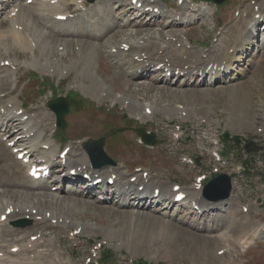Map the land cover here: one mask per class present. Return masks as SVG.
I'll return each instance as SVG.
<instances>
[{"label": "rangeland", "instance_id": "rangeland-1", "mask_svg": "<svg viewBox=\"0 0 264 264\" xmlns=\"http://www.w3.org/2000/svg\"><path fill=\"white\" fill-rule=\"evenodd\" d=\"M32 1L41 2L34 9L39 17L36 24L32 16L15 19L10 13L14 5L20 9L32 3L0 0V38L10 39V34L18 33V43L9 40L8 44L0 45V61L10 63L0 68V82L5 84L0 93V112L9 100L14 102L16 110L22 107L23 120L31 119V124L36 126L29 144L34 153L45 149L46 159L51 157L59 162L58 152L68 146L76 154L72 159L81 160V151L87 153L82 142L104 137L106 155L115 164L94 166L89 161L95 175L100 178L102 173L113 172L120 185L129 179L140 192L147 183L138 185V179L155 180L158 184L152 183L143 199L127 196L123 206L109 188L102 199L101 186L87 192L83 176L78 181L59 178L58 187L51 181H33L27 175L26 165L16 158L0 131V214L5 207L12 210L13 205L21 212L15 215L17 218L0 221V245L4 250L14 246L13 240H20L17 242L29 249L27 257L34 260L36 256L34 264L40 261L38 257L47 261L54 258L58 264H264V22L256 29L252 22L253 18H264V0H223L217 5L212 1L194 4L191 0H142L145 3L138 9L130 4L131 0H60L55 11L61 13L48 12L47 0ZM149 1L157 3L158 12L141 14ZM189 5L192 9L180 13L181 8ZM200 7L209 15L197 18L195 23ZM161 10L163 15L153 16ZM65 13L66 20H55L56 15ZM72 20V24L68 23ZM102 21L107 22L109 30L102 29ZM235 23L240 24L241 30L232 32ZM23 24L27 26L25 31ZM59 28L74 33L50 35ZM249 30L253 31L251 37L242 40ZM158 31L165 35L178 34L180 42L169 46L168 42H175L176 37L170 40L160 38L159 34L154 36ZM115 39H131L134 51L144 48L146 40H152L158 50L154 53L168 60L182 59L186 49L202 51L204 59L209 61L208 56L215 58L217 51L232 53L234 40L231 59L238 52L232 66L223 68L225 71L220 72L223 77L216 80L212 63H208L209 70L189 81L184 80L188 76L183 74L174 73L165 78L158 71L133 78L126 71L127 66L118 65L107 53L106 45ZM172 50L180 55L171 53ZM135 53H126L127 59ZM89 55L91 60L87 62ZM4 77L8 80H3ZM52 89L58 96L67 91L81 95L74 106H69L64 116L65 126L58 131H54L55 114L46 105L52 99ZM128 99L137 105L130 107ZM146 106L151 108L149 115L145 114ZM144 131L154 134L155 145L141 141ZM225 134L229 135L226 140ZM231 137L238 141L233 142ZM250 141L257 151H246ZM213 151L218 152V157L212 155ZM58 162L52 168H58ZM215 170L230 175L231 195L223 201L205 198L213 205L204 213L188 208L190 201L187 206L184 201L167 208L164 197L158 201L151 194L154 186L168 188L172 183L191 194L197 189L195 177L204 174L209 179ZM143 172L147 175L143 176ZM207 179L201 182V192ZM122 190L133 192L125 187ZM79 198L82 202L75 203ZM221 205L224 207L219 210ZM128 213H133L132 221L126 220ZM18 218L30 223L13 226L11 222ZM158 219L167 223L160 230V239L156 236ZM213 224L218 225L217 230L212 229ZM196 235L213 241V250L202 248ZM220 235L226 240L216 241L215 237ZM30 236H37L35 248V240L30 242ZM149 241L166 243L165 252L166 248L170 249L167 246L172 251L165 255ZM99 242L104 243L98 248ZM200 246L204 257L198 255ZM101 252L108 253L107 260H102ZM12 253L13 264L23 260V256Z\"/></svg>", "mask_w": 264, "mask_h": 264}, {"label": "bare ground", "instance_id": "bare-ground-1", "mask_svg": "<svg viewBox=\"0 0 264 264\" xmlns=\"http://www.w3.org/2000/svg\"><path fill=\"white\" fill-rule=\"evenodd\" d=\"M58 2V0H55V3H57ZM4 3V2H3ZM41 2H37V3H33L32 2V4H30V5H28V6H23L22 8H18V10H17V12L14 14V18L15 19H17V18H19V19H21V18H25L26 16H28V17H30V16H32L33 18H34V22L33 23H35V20L36 19H38L39 17L37 16V14L34 12V9H36L35 8V5H37V4H40ZM84 3V2H83ZM205 4V3H204ZM0 5H2V3L0 4ZM41 5V4H40ZM46 6H47V10H48V12H56L55 11V9H56V4L55 5H51L50 4V0H47V3L45 4ZM145 6H148V8L150 9L151 8V10L150 11H152L151 13H153V8H155V7H158L156 4H154L152 1H149ZM263 6V5H262ZM44 7V6H43ZM101 9V8H100ZM131 9H134L132 6H131ZM138 9V8H137ZM190 9H192V7L189 5V6H185L184 8H181L180 9V13H184V12H186V11H189ZM134 10H136V9H134ZM198 10H199V13H197L196 14V16L194 17V22L196 23L197 22V18H205L206 16H208L209 15V12H206L205 11V9H204V7H200V8H198ZM150 11H148V12H150ZM98 12V11H97ZM96 12V13H97ZM37 13H38V11H37ZM56 13H61V12H56ZM94 14V15H98V14ZM143 13H145L144 11H142V13L141 14H143ZM256 13V12H255ZM164 14V12L163 11H160L158 14H155V15H153V16H157V15H163ZM264 16V15H263ZM43 17V16H42ZM44 17H46V16H44ZM171 17H174L175 18V15H171ZM260 17H261V15H260ZM26 19V18H25ZM172 22L174 21V23H175V20L173 19V20H171ZM246 22V19H244L243 20V22ZM16 22H18V21H16ZM71 22H74V20H72V21H70V22H68V23H71ZM75 22H77V21H75ZM244 22V23H245ZM252 22H253V28L254 29H256V27L258 28V25L260 26V22L262 23V22H264V18L263 17H261L260 19H258V20H255L254 18H253V20H252ZM21 23H23V21H21ZM20 23V24H21ZM37 23V22H36ZM35 23V24H36ZM67 23V24H68ZM107 22L106 21H102V29L103 30H109L108 28L110 27L108 24H106ZM34 24V25H35ZM72 24V23H71ZM23 26H25V28L23 27V31H25L24 29H26L27 28V26H26V24H23ZM77 27V26H76ZM37 28V27H36ZM77 28H79V27H77ZM241 28V26H240V24L239 23H235V25L233 26V27H231V31L233 32V31H235V29H240ZM17 29H19V28H17ZM20 30V29H19ZM241 30V29H240ZM239 30V31H240ZM76 32H79V31H76ZM80 32H83V31H80ZM68 33H74L72 30L70 31V30H68V29H64V28H59V29H53L51 32H50V35H57V34H60V35H67ZM240 33V32H239ZM252 33H253V31L252 30H249L248 32H246V34H245V37H243L242 38V40H247L248 38H250L251 37V35H252ZM85 34H87L88 36L87 37H91V36H89V33L88 32H86ZM157 34H159V37L160 38H167V39H170V40H172V39H174V37H176V40H175V42H168L169 43V46L170 45H175V46H177V44H178V42H180V40H179V35L177 34H168V35H165V34H163V33H160L159 31L157 32V33H153V35L154 36H156ZM183 35V34H182ZM158 36V35H157ZM184 36V35H183ZM39 37V36H38ZM25 38L27 39V40H30L31 38L29 37V36H25ZM187 38V37H186ZM245 38V39H244ZM9 40H12L13 42H15V43H18V33H12V34H10V39H8L6 36H3V37H1L0 38V45L2 44L3 45V43H4V45L5 44H8L7 42L9 41ZM187 40H188V38H187ZM187 40H186V42H187ZM54 41V40H53ZM235 43H236V40H234L233 41V47L231 48L232 50V53H233V51H234V47H235ZM80 44H82V46L84 45V43H80ZM239 44H240V42H239ZM238 44V46H240L241 44H242V42H241V44L239 45ZM10 45V44H9ZM122 45H125L126 46V48H123V47H121ZM158 45V44H157ZM24 46H27V45H24ZM237 46V48H239ZM30 47V46H29ZM89 47V46H88ZM106 47H108V50H107V53H108V55L109 56H111L113 59H115V60H117L116 61V63L118 64V65H125V66H127V68H126V71L127 72H129V75L131 76V77H133V78H138V77H142L143 75L145 76L149 71H153V72H155V71H158L159 73H161V74H163L164 75V77L165 78H167V76H166V73L164 72V69H166V71H171V73H174L175 72V70H179V72H182L183 73V75H186V76H188V78L186 79L185 78V80H192L194 77H193V74H194V72L195 73H197V75H198V71H204L206 68H207V64L208 63H212V68L214 67V70L216 71L214 74H216L215 76H213V79L214 80H216L219 76H221V77H223V74H220V72L222 71V70H224V69H226V67L227 68H230L231 66H232V63H233V61H234V59L236 58V53L238 52V50H237V52L236 53H234L233 54V56H232V59H231V54L232 53H228V52H225V53H219L218 51H217V55H215V58H211V57H209L208 56V58H209V61H207V60H205L204 59V57H203V52L202 51H199V50H189V51H187L186 49L184 50V53H183V55L181 56L182 57V59H180V57H178V59L177 60H175V59H172V58H170L169 60L168 59H163V58H165V56H163V55H159V54H156V53H154L155 52V50L158 52V50L155 48L156 47V43L155 42H153L152 40H149V41H145V47L144 48H139V49H136L135 51H134V49H133V43H131V39H130V41H119V40H116L115 39V42H113V43H109V45H106ZM182 47L184 48V46L182 45ZM113 48H115V50H114V52H113ZM220 50V49H219ZM128 52H137V53H135V54H132L133 56H131V58L130 59H127V57H129V54H126V53H128ZM153 52V53H152ZM89 53V52H88ZM171 53H176V54H179V52L177 51V50H172V52ZM220 54V55H219ZM180 55V54H179ZM135 56H137V60H134V57ZM219 56V57H218ZM88 58H86V61L87 62H89L90 60H91V56L89 55V56H87ZM159 57L160 58H162V59H159ZM76 61V60H75ZM2 62L0 61V68H1V66H3L2 64H1ZM91 64V63H90ZM6 65V64H5ZM160 65V67L157 69V66H159ZM209 65V64H208ZM125 68V67H124ZM131 68H134V69H131ZM224 68V69H223ZM129 69H131V70H129ZM155 69V70H154ZM211 71V70H210ZM225 71V70H224ZM126 72V73H127ZM143 74V75H142ZM212 74V73H211ZM219 74V75H218ZM2 77H0V79H1ZM3 80H8L7 78H5L4 77V79ZM167 80H169V79H167ZM187 86L188 85H190V83H187L186 84ZM4 86H5V84L4 83H2V82H0V93H2L1 91L4 89ZM243 86V85H242ZM232 93V92H231ZM235 97H236V95H235ZM241 97V96H240ZM243 97V96H242ZM241 97V98H242ZM233 98V97H232ZM125 99H127V98H125ZM235 99H237V98H235ZM243 101V100H242ZM9 103H10V105H9ZM127 103H128V105H130V107H132V106H134L135 104H134V102L133 101H131L130 99H128L127 100ZM177 109H179L178 107H176ZM17 108L15 107V105H14V102H12V101H8V103H7V105L6 106H4V108H3V112L1 113L0 112V131H2V136L3 137H5V136H7V141L8 142H10V141H13L14 142V144H13V146H12V148L14 149V148H21L20 150H18L17 152H20V151H23V150H26L27 151V153H26V155H29V162L26 164V166H27V175H28V167L30 166V164L31 163H35V164H37V165H41V164H50V167H51V171H52V173H53V178H51V177H49V178H47L46 179V182H48V181H51V183H52V185H55L54 187H58V182L60 181V179L59 178H62L61 180L62 181H65V180H67V179H73V180H75V181H78L79 179H80V177H82L83 176V174L84 173H90L91 174V177H92V179L91 180H93V179H95V178H99V176L100 175H95V172H92V170H90V167H89V165H88V163H89V154L88 153H84L83 151H81V153H80V155H81V160H78V159H72V156L74 157V156H76V154H73L72 153V151L71 150H69L68 151V153L66 154V160H65V162L64 163H62V160L60 159V163H61V165H60V167H58V168H52L53 167V165L54 164H56L58 161H56V160H52V158L51 157H49L48 155V157L49 158H47L46 159V155L44 154L45 152H44V150L41 152V151H39V152H35L34 153V151L35 150H33V148H31V146H30V144H29V141H30V137L32 136V135H34V133L35 132H33V133H31L32 131H33V129L36 127L35 126V124L32 122V124H31V122H30V120L31 119H29V121L28 120H23V116H25L23 113L22 114H18V113H16V110ZM174 110V109H173ZM154 114V113H153ZM44 119V118H43ZM50 119V118H49ZM240 121V120H239ZM1 139V138H0ZM2 140V139H1ZM5 140V141H6ZM5 143V142H4ZM29 144V145H28ZM46 144V143H45ZM44 144V145H45ZM39 146V145H38ZM42 146H43V144H42ZM41 146V147H42ZM49 146V145H48ZM40 147V148H41ZM51 146H49L48 148H50ZM52 151V150H51ZM54 151V150H53ZM52 151V152H53ZM47 152V151H46ZM51 152V153H52ZM55 152V151H54ZM4 153V152H3ZM34 153V154H33ZM56 153V152H55ZM58 153H60V151L58 152ZM84 154V155H83ZM25 155V156H26ZM53 155V154H52ZM56 155V154H55ZM80 155H78V156H80ZM55 158V157H54ZM53 158V159H54ZM54 161H56V162H54ZM71 170H74V175H72L71 174ZM94 171H95V169H94ZM117 172V171H116ZM97 173V172H96ZM99 173V172H98ZM92 174H94V175H92ZM112 174H113V172H111V173H108V172H106V173H102V176L105 178V181H107V179L109 178V177H111L112 176ZM119 174V173H118ZM120 175V174H119ZM101 176V177H102ZM121 177V176H120ZM143 177V176H142ZM70 182V181H69ZM132 182V181H131ZM130 181H129V179L127 180V181H125V182H123L121 185L119 184V181L117 180V177L114 179V184L112 185V186H109V189H110V191H113L114 192V196H116L120 201H122L120 204L121 205H123V206H126V203L124 202V201H126V197L127 196H133V197H135L136 199H143L144 197H145V195H146V192L147 191H145L152 183H157L158 184V182L157 181H155V180H145V179H139V182L140 183H138V185H142V184H145V182L147 183L146 185H145V187H146V189L144 190V191H142V192H140V191H137V188H133L134 187V183H131ZM136 182V181H135ZM148 182H150V183H148ZM72 183V182H71ZM136 183V184H137ZM126 184H129V185H126ZM159 184H161L160 182H159ZM85 185H87V184H85ZM174 184H172V185H170L168 188H166L167 186L165 185H157V186H154L153 188H151V194H153V196H154V189L155 188H159V193L157 194V196H156V200H158L159 201V199H161V198H163L164 197V199H166V202H164V204L166 203V207L168 208V206L170 205V204H172V203H174V200H173V198L175 197V195H176V193H174L171 189H172V186H173ZM69 186H71V185H69ZM123 187H125V189L127 190V189H130V190H133V192H125L124 190H122L123 189ZM42 188V187H41ZM96 188V187H95ZM122 188V189H121ZM184 188V187H183ZM183 188H181L180 187V190L179 191H182V192H184L185 194H186V197L183 199V200H181V201H179L178 202V204H181L182 202H184V201H187V198H188V193L185 191V189H183ZM59 189V188H58ZM86 190H87V192L89 191V192H91V190H90V188H89V186L87 187L86 186ZM188 190V189H187ZM108 191V190H107ZM73 192H75V191H73ZM106 192V191H105ZM77 194V193H76ZM80 194V193H79ZM80 195H82V194H80ZM191 195V199H190V203H195L196 205H198V209H201L200 211L201 212H206L207 211V209L209 210V206H211V205H213V204H210V203H207L206 202V199H204V198H202L201 196H200V189L199 190H193L192 191V193L190 194ZM104 196H107V192L105 193V195H103V197ZM110 196V195H109ZM99 197H101V196H99ZM148 197V196H147ZM107 198V197H106ZM104 200V199H103ZM153 200V199H152ZM82 202V200L79 198L78 199V202H75V203H79V202ZM142 204H145V202L143 203L142 202ZM221 204V203H220ZM69 205V204H68ZM72 205H74V204H72ZM71 206V205H70ZM79 206V205H78ZM22 207V206H21ZM145 206H143L142 205V208H144ZM177 207V206H176ZM223 207L224 206H220V208H219V210H222L223 209ZM212 209V208H211ZM17 210V211H16ZM180 210V209H179ZM3 211V213H1V214H4V212L6 211V207L2 210ZM1 211V212H2ZM41 211V210H40ZM178 211V210H177ZM0 214V215H1ZM23 214V213H22ZM43 214V213H42ZM9 215H11L10 216V218L8 219V216ZM18 216V215H21V212H20V209L18 210V208H17V206L15 205H13V207H12V210H11V213H9L7 216H6V218H5V220H6V222L7 221H10V219H12V217L13 218H17L16 216ZM46 215V214H45ZM140 216V215H139ZM143 216H145V215H143ZM143 216L142 217H138V219L139 220H141L142 218H143ZM42 217V216H41ZM57 217H59V216H57ZM62 217H64V216H62ZM127 218H126V220L127 221H129V220H131L132 221V219H133V213H128L127 214V216H126ZM60 218V217H59ZM137 217H135V219H136ZM147 218V217H146ZM58 219V218H57ZM135 219H134V221H135ZM159 220V219H158ZM56 221V220H55ZM157 221V220H156ZM158 222V224L156 225V227H157V231H156V236L158 237V235H161L160 234V230H164V228L165 227H167L166 225H167V223H165L164 221H162V220H159V221H157ZM125 223H127L126 221H125ZM152 223V222H151ZM132 224V223H131ZM129 225H130V223H129ZM127 226H128V224H127ZM77 227H81V226H77ZM129 227V226H128ZM141 227V226H140ZM254 227V229L257 227V226H253ZM212 229H214V230H217L218 229V225H212ZM102 230V229H101ZM167 230V229H166ZM253 230V229H252ZM144 231V230H143ZM167 235V234H166ZM225 235V234H224ZM223 235V236H224ZM154 236V235H153ZM165 237V236H164ZM167 237H169V236H167ZM195 237H197V240L198 241H200V244H202L201 246H202V248H205L206 246H207V249H209V251L208 252H210L211 250H213V246H214V242L213 241H211V242H209V240H205V237L203 238V237H201V236H199V235H196ZM22 238H24V236H22L21 237V239ZM159 238V237H158ZM215 238H218V239H221V240H218V239H216V241H224V240H226V239H222V235H220V237H215ZM154 239H156L155 237L151 240V241H153L154 242ZM160 239V238H159ZM48 240V239H47ZM12 241V240H11ZM14 242L12 243L14 246H10L9 248H8V252L7 251H5L4 250V246H2V245H0V264H13V260L11 261V259H10V255H11V252H10V250L9 249H11L12 247H17L18 248V251L16 252L17 253V255H21V256H23L22 257V259L23 260H20L19 262H18V264H22V263H24V264H34V260H37L36 259V256H34L35 257V259L33 260V258H29V257H27V256H30V254H27L28 252H29V249H28V247L26 246V245H24V244H20V243H18L17 241H20V240H13ZM151 241H149V244H151V245H153V246H155V247H157V248H161L163 251H164V254L165 255H169L170 254V252L172 251V248L170 247V246H167L168 248H170V249H167L166 248V252H165V247H166V243L165 244H162L161 243V241H158L157 243H153V242H151ZM49 242V241H48ZM197 242V241H196ZM43 243H45V242H43ZM147 243V242H146ZM160 244V245H159ZM36 247V246H38V244H37V240H35L34 242H33V247ZM41 246V245H40ZM201 246L199 247V252H198V255L199 256H202V257H204L205 256V254H203L202 253V248H201ZM34 247V248H35ZM46 247H47V245H46ZM37 249H38V247H37ZM42 250L44 249V248H41ZM26 250H28V251H26ZM45 250V249H44ZM46 250H48V247L46 248ZM45 250V251H46ZM48 252V251H47ZM159 252V251H158ZM20 253V254H19ZM35 253V252H34ZM34 253L32 254V255H34ZM186 253V252H185ZM196 253V252H195ZM37 254V251H36V253H35V255ZM41 255H42V253H41ZM54 255V254H53ZM37 256H39V255H37ZM44 256H46V255H44ZM49 256V255H48ZM52 256V255H51ZM55 256V255H54ZM38 259L40 260H38L39 262H42V263H44V264H53V263H55V264H58V262H56V260H54V258L53 259H51V261H47V259H43V258H41V257H38ZM49 259V260H50ZM22 261H24V262H22ZM38 262V263H39ZM35 263H37V262H35ZM37 263V264H38ZM17 264V263H16ZM39 264H41V263H39Z\"/></svg>", "mask_w": 264, "mask_h": 264}, {"label": "water", "instance_id": "water-1", "mask_svg": "<svg viewBox=\"0 0 264 264\" xmlns=\"http://www.w3.org/2000/svg\"><path fill=\"white\" fill-rule=\"evenodd\" d=\"M92 1V0H91ZM218 3L223 0H214ZM49 108L55 113L56 124L59 128L65 126L63 117L68 112V102L64 98H56L55 100L48 102ZM142 141L148 145H153L156 142L155 136L153 134H144L142 136ZM89 153V157L93 165L102 166L107 164H113V161L108 158L103 150L104 138L101 137L97 140H88V142L83 144ZM246 147L247 151L258 150L254 147L250 141ZM251 146V147H250ZM231 191V179L230 176L224 173L211 179L205 184L203 188V195L211 200H223L229 197ZM29 224L28 221H23L22 223H15V225L25 226Z\"/></svg>", "mask_w": 264, "mask_h": 264}, {"label": "trees", "instance_id": "trees-1", "mask_svg": "<svg viewBox=\"0 0 264 264\" xmlns=\"http://www.w3.org/2000/svg\"><path fill=\"white\" fill-rule=\"evenodd\" d=\"M77 96H78V95H77ZM77 96H76L75 93H70V94H68V100H69L71 106H74L75 102L77 101ZM228 137H229L228 134H225V135H224V139H225V140H226ZM231 138H232L233 142H234V141H235V142L238 141V138H236V137H231ZM101 258H102V260H107V259H108V253H107V254H104V253L101 252Z\"/></svg>", "mask_w": 264, "mask_h": 264}]
</instances>
